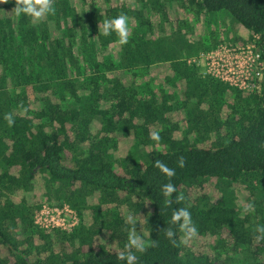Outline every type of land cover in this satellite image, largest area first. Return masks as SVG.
Returning a JSON list of instances; mask_svg holds the SVG:
<instances>
[{
  "label": "trees",
  "instance_id": "trees-1",
  "mask_svg": "<svg viewBox=\"0 0 264 264\" xmlns=\"http://www.w3.org/2000/svg\"><path fill=\"white\" fill-rule=\"evenodd\" d=\"M50 4L34 20L16 15L15 0L0 3V264H126L130 213L149 242L133 264H264L262 89L188 61L255 34L262 45L264 0ZM119 14L124 45L101 31ZM169 180L181 199L165 204ZM43 203H67L78 222L38 227ZM181 207L196 228L187 238L169 225Z\"/></svg>",
  "mask_w": 264,
  "mask_h": 264
},
{
  "label": "built area",
  "instance_id": "built-area-1",
  "mask_svg": "<svg viewBox=\"0 0 264 264\" xmlns=\"http://www.w3.org/2000/svg\"><path fill=\"white\" fill-rule=\"evenodd\" d=\"M244 43H222L201 51L188 61L196 63L203 74L238 89L261 90L264 82V40L256 42L258 35ZM78 222L75 211L66 203L42 204L33 213V223L41 228H60L69 231Z\"/></svg>",
  "mask_w": 264,
  "mask_h": 264
},
{
  "label": "clouds",
  "instance_id": "clouds-1",
  "mask_svg": "<svg viewBox=\"0 0 264 264\" xmlns=\"http://www.w3.org/2000/svg\"><path fill=\"white\" fill-rule=\"evenodd\" d=\"M9 0H0V3H7ZM15 13L17 16L23 14L32 17L34 20L43 18L46 14L52 12V7L50 0H15ZM102 35L107 36L110 32H114L118 36V43L124 45L128 42V26H127V17L123 14H119L111 19H105L102 26ZM4 120L6 121L9 127L14 123L10 114H5ZM153 140H159V135L153 133ZM155 166L164 173L167 177L171 178L175 174V170L167 167L160 161L155 162ZM178 166H183V159L178 161ZM176 191L175 186L169 180L168 183H165L161 186V193L164 197V203L168 204L170 198L179 201L181 197H173V193ZM253 206L251 204L245 209V212L251 211ZM126 223L129 226L127 232V239L124 245V252L119 256V260H124L126 264H133L136 260L135 253H142L145 248L149 245V242L144 238V235L138 231L137 228V219L134 214H129L126 217ZM169 225H175L176 228L182 231L185 237H190L196 234V228L192 225L191 216L187 208H176L172 211ZM258 235L256 236L257 240L264 238V227H257L256 229ZM164 236L169 239L171 242L175 243L173 240L174 231L171 226L164 228ZM155 244V241H152Z\"/></svg>",
  "mask_w": 264,
  "mask_h": 264
},
{
  "label": "rangeland",
  "instance_id": "rangeland-1",
  "mask_svg": "<svg viewBox=\"0 0 264 264\" xmlns=\"http://www.w3.org/2000/svg\"><path fill=\"white\" fill-rule=\"evenodd\" d=\"M225 15H226V12H225V11H224V12L222 11L221 14L219 15V17L217 18V20H215V22H216V23H218V22L221 23V20L224 18ZM224 43H228V42H224ZM219 44H222V43H219ZM219 44H218V45H219ZM216 46H217V45H216ZM216 46H215V47H216ZM213 48H214V47H213ZM211 49H212V48H211ZM208 50H209V49H208ZM205 51H207V50H205ZM43 204L51 205V204H48V203H43ZM66 204H67V203H66ZM41 205H42V204H41Z\"/></svg>",
  "mask_w": 264,
  "mask_h": 264
},
{
  "label": "water",
  "instance_id": "water-1",
  "mask_svg": "<svg viewBox=\"0 0 264 264\" xmlns=\"http://www.w3.org/2000/svg\"><path fill=\"white\" fill-rule=\"evenodd\" d=\"M262 99H263V106H264V82H263V86H262Z\"/></svg>",
  "mask_w": 264,
  "mask_h": 264
}]
</instances>
